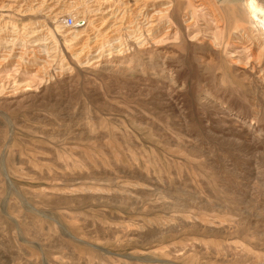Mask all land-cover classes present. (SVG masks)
Here are the masks:
<instances>
[{"label": "rangeland", "instance_id": "1", "mask_svg": "<svg viewBox=\"0 0 264 264\" xmlns=\"http://www.w3.org/2000/svg\"><path fill=\"white\" fill-rule=\"evenodd\" d=\"M42 1L0 0V264H264V37L237 26L244 0Z\"/></svg>", "mask_w": 264, "mask_h": 264}, {"label": "bare ground", "instance_id": "2", "mask_svg": "<svg viewBox=\"0 0 264 264\" xmlns=\"http://www.w3.org/2000/svg\"><path fill=\"white\" fill-rule=\"evenodd\" d=\"M48 4V5H53V4H56V5H59V6H61V4H63L64 3V1H62V0H43L42 1V3L40 4V6L42 7V8H44V6H45V4L46 3ZM78 3V2H77ZM69 4V3H68ZM76 4V3H75ZM243 4H244V6L242 5V8H241V10H242V17H241V20H238L237 21V26L238 27H240L242 30L243 29H246V17H248L247 15H251V19L253 20V18H254V24L256 25V27H257V30L259 31V33H261L262 35L261 36H263L264 37V17L262 16V15H260L259 13H254V11H255V5H254V3H253V0H244L243 1ZM55 5V6H56ZM140 5V4H139ZM39 6V5H38ZM59 6L58 7H56L53 11H56V10H58L57 8H59ZM70 6V5H69ZM81 6V5H80ZM101 6V5H100ZM64 7V6H63ZM69 8V7H68ZM72 8V7H71ZM101 8V7H100ZM203 8H205L204 6H203ZM213 10L212 9H209V8H206V11H207V15H208V17L210 18V20H208V21H211L213 24H214V28L216 29V36H217V38L218 39H220L221 38V36H222V30L219 28V24L222 22V18H223V15H222V13H221V6H220V4L216 1V2H214L213 3ZM231 8L232 9H234L235 7H233V6H231ZM65 9V8H64ZM156 10V9H155ZM205 10V9H204ZM37 11V10H36ZM51 11H52V9H51ZM62 11L63 10H61V12L60 13H62ZM65 11V10H64ZM170 11H171V5L170 6H166V7H164L159 13H158V15L161 17V18H163V19H168V17H169V14H170ZM217 12V14H215ZM233 12H234V10H233ZM59 13V12H58ZM192 13V12H191ZM110 14V13H109ZM93 15V14H92ZM77 16V15H76ZM152 16H154V15H152ZM191 16V15H190ZM200 16V15H199ZM205 17V16H204ZM207 17V16H206ZM85 18V21H82V22H78L75 26H76V28H79V29H76V30H73V31H71V33L70 34H68V38H70V40L71 41H74V40H78V38L80 39L81 38V36L83 35V34H85L84 32L88 29V27H89V25H90V20H89V18H87V17H84ZM83 20V19H82ZM237 20V19H236ZM114 21V20H113ZM194 21V20H193ZM107 23V22H106ZM93 24V23H92ZM112 26V25H111ZM191 26V25H190ZM153 26H151V28H152ZM97 29V28H96ZM89 30V29H88ZM110 31V30H109ZM106 32V31H105ZM104 34V33H103ZM96 35V34H95ZM234 36V35H233ZM95 39V38H94ZM105 40V39H104ZM101 42V41H100ZM34 43V42H33ZM149 43V42H148ZM159 43V42H158ZM162 43V42H161ZM42 44V43H41ZM99 44V43H98ZM40 44H35L34 45V47H36V46H39ZM44 48V47H43ZM84 49H85V47H84ZM114 50V49H113ZM4 51V50H3ZM80 51V50H79ZM83 52V51H82ZM101 52V51H100ZM79 53H81V52H79ZM76 55V54H75ZM83 55V54H82ZM81 55V56H82ZM77 56V55H76ZM21 58V57H20ZM80 58V57H79ZM30 59H32V58H30ZM38 58H36V60H37ZM81 59V58H80ZM78 61V60H77ZM38 62V61H37ZM20 67V66H19ZM44 69V68H43ZM18 70V69H17ZM39 70H42L41 68H38V72H39ZM14 71V70H13ZM15 71H16V69H15ZM37 72V73H38ZM42 72V71H41ZM24 75H30V71H28V70H25L24 71V73H23ZM39 74V73H38ZM37 74V75H38ZM17 75V74H16ZM23 75V76H24ZM31 76V75H30ZM35 76H36V74L34 75V77L33 76H31V80H32V83H34V82H36L38 79L37 78H35Z\"/></svg>", "mask_w": 264, "mask_h": 264}, {"label": "built area", "instance_id": "3", "mask_svg": "<svg viewBox=\"0 0 264 264\" xmlns=\"http://www.w3.org/2000/svg\"><path fill=\"white\" fill-rule=\"evenodd\" d=\"M68 24H69L70 26H72V25H75L76 22H75V20H73V19H69V20H68Z\"/></svg>", "mask_w": 264, "mask_h": 264}]
</instances>
